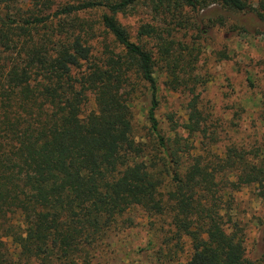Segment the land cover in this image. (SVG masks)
I'll return each instance as SVG.
<instances>
[{"label": "trees", "instance_id": "trees-1", "mask_svg": "<svg viewBox=\"0 0 264 264\" xmlns=\"http://www.w3.org/2000/svg\"><path fill=\"white\" fill-rule=\"evenodd\" d=\"M142 3L176 26L185 10L264 19V0H0V264H94L137 208L163 221L164 238L148 246L159 245L157 264L186 245L184 264H264L245 244L237 200L255 189L264 204V138L205 144L221 138L194 59L173 30L148 22L134 41L119 20ZM157 62L167 89L189 97L170 130ZM140 94L150 101L142 136Z\"/></svg>", "mask_w": 264, "mask_h": 264}, {"label": "rangeland", "instance_id": "rangeland-1", "mask_svg": "<svg viewBox=\"0 0 264 264\" xmlns=\"http://www.w3.org/2000/svg\"><path fill=\"white\" fill-rule=\"evenodd\" d=\"M145 3L132 14L119 16L134 41L138 28L152 23L162 30H173L175 41L194 59L195 74L204 84L197 88L202 110L210 116V128L216 129L220 140H206L215 145L214 150L224 148L231 142L254 143L264 138V19L255 13L226 14L212 10L209 14L185 10V21H177L155 14ZM172 39V38H171ZM150 48L155 51L153 42ZM160 83L159 119L164 130H170L169 115L182 120L188 103L186 92L167 89L161 74L162 64L157 62ZM159 68V69H158ZM150 101L140 94L134 107V126L138 136L147 132V113ZM88 110L95 109L92 98ZM223 131V133H221ZM227 132V133H226ZM255 189H246L237 195L241 210L240 219L245 227V244L251 256L264 252V204ZM134 220L132 227L120 231L106 241L94 264H157L153 257L159 245L148 250L150 241L164 238L158 234L159 218H150L141 208L129 212ZM166 236V235H165ZM156 247V249H155ZM189 246L178 250L174 264H184L189 255Z\"/></svg>", "mask_w": 264, "mask_h": 264}]
</instances>
